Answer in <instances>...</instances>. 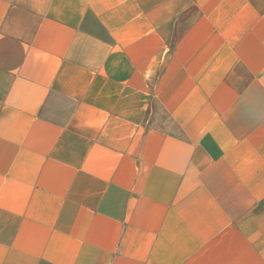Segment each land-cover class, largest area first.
<instances>
[{"label": "crops", "instance_id": "1", "mask_svg": "<svg viewBox=\"0 0 264 264\" xmlns=\"http://www.w3.org/2000/svg\"><path fill=\"white\" fill-rule=\"evenodd\" d=\"M0 264H264V0H0Z\"/></svg>", "mask_w": 264, "mask_h": 264}]
</instances>
